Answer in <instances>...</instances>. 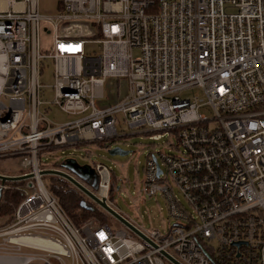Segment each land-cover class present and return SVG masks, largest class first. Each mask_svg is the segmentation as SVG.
I'll return each mask as SVG.
<instances>
[{"label":"built area","instance_id":"1","mask_svg":"<svg viewBox=\"0 0 264 264\" xmlns=\"http://www.w3.org/2000/svg\"><path fill=\"white\" fill-rule=\"evenodd\" d=\"M48 75L52 105L76 119L42 111ZM118 115L179 141L148 156L142 192L161 191L175 219L166 234L134 223L149 241L96 217L76 226L44 171L72 173L40 159L125 136ZM11 157L21 171L0 172V205L17 198L0 215V262L264 264V0H60L54 15L0 0V159ZM94 169L97 187L84 185L117 209L110 169Z\"/></svg>","mask_w":264,"mask_h":264},{"label":"rangeland","instance_id":"2","mask_svg":"<svg viewBox=\"0 0 264 264\" xmlns=\"http://www.w3.org/2000/svg\"><path fill=\"white\" fill-rule=\"evenodd\" d=\"M59 1L39 0L40 12L43 15L56 14ZM42 40L43 44L47 46H51L53 43L50 34L43 35ZM134 55H139L137 49L134 50ZM41 82L44 86L41 100L45 102L42 105V111L54 122L61 123L76 119L78 116L65 113L59 107L52 105L53 90L50 88L53 85L52 76L48 75L46 78L41 79ZM193 93L192 89H188L182 93V96L190 97ZM204 112L210 114L207 110H204ZM118 119L120 120L118 128L123 129L128 134L107 142L110 143V147L119 146L130 151L128 154L112 156L108 152L109 148L102 145L103 141H93L44 151L40 153V159L46 167L59 166L58 168L62 169H65L61 165L67 159H75L81 165L91 164L94 166L100 163L108 167L113 175L115 186L110 200L117 210L146 231L158 230L160 233L166 234L174 224L175 219L170 215L167 200L161 191L153 196H148L142 192L145 166L150 154H159L160 152L175 154L179 152L177 147L172 145H179V141L176 136L170 135L166 131L143 132L145 129L125 127L121 122L122 115H118ZM157 134L161 136L155 137ZM158 160L162 168H165L163 159L160 156ZM20 171L21 166L18 157L0 159V172L18 174ZM48 179H46V182H48ZM91 187L94 188V186ZM174 193L185 208L194 211V207L175 184ZM104 212L107 213L105 210ZM106 221L113 229L123 227V224L109 213H107ZM65 260L68 264L70 263L69 257H65Z\"/></svg>","mask_w":264,"mask_h":264},{"label":"water","instance_id":"3","mask_svg":"<svg viewBox=\"0 0 264 264\" xmlns=\"http://www.w3.org/2000/svg\"><path fill=\"white\" fill-rule=\"evenodd\" d=\"M108 152L110 155L114 156V155H126L130 151L124 150L122 147L115 146V147H109ZM154 160H157L155 156H154ZM61 166L67 169L73 175L59 169H47L44 171V174L55 175L66 179L72 185H74L79 191H81L85 196H87L92 202H94L97 206L101 207L107 213L118 219L125 227L131 229L133 232H135L137 235L141 236L145 240H148L147 237L138 229V227H136L134 223H132L129 219H127L117 209L113 208L107 202L105 197L98 196L86 185H84V183H86L91 186H94V188L97 187L99 179L94 169V166H92L91 164L81 165L75 159H67L66 161H64V163ZM161 172L162 170L159 167L158 173L161 174ZM4 178L5 177H3V179Z\"/></svg>","mask_w":264,"mask_h":264},{"label":"trees","instance_id":"4","mask_svg":"<svg viewBox=\"0 0 264 264\" xmlns=\"http://www.w3.org/2000/svg\"><path fill=\"white\" fill-rule=\"evenodd\" d=\"M103 146L109 148L110 143L104 141ZM59 167V166H54ZM50 190L57 197L59 204L62 206L67 215L71 218L76 226H81L87 220L96 217L103 222L106 221L107 213L99 206L92 202L81 191L75 188L66 179L58 176H48ZM113 179V175H112ZM115 190L114 183L111 186V192ZM17 198L10 201L8 204L0 205V215L9 212L12 204L17 203Z\"/></svg>","mask_w":264,"mask_h":264},{"label":"bare ground","instance_id":"5","mask_svg":"<svg viewBox=\"0 0 264 264\" xmlns=\"http://www.w3.org/2000/svg\"><path fill=\"white\" fill-rule=\"evenodd\" d=\"M0 264H11V263H8L6 261H3V262H0Z\"/></svg>","mask_w":264,"mask_h":264}]
</instances>
